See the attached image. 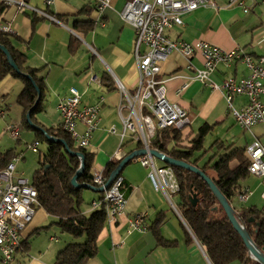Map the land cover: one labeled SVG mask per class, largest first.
<instances>
[{
	"label": "crops",
	"instance_id": "0c3cea01",
	"mask_svg": "<svg viewBox=\"0 0 264 264\" xmlns=\"http://www.w3.org/2000/svg\"><path fill=\"white\" fill-rule=\"evenodd\" d=\"M126 1L109 0L108 7L101 14L103 26L94 23L97 17L94 0H56L49 8H45L42 0H25L27 6L22 8L8 5L0 19V23L8 25L10 33L16 38L14 45L25 56V63L40 69L39 75L47 88L41 110L36 116L41 124L50 128L59 126L58 100L69 95L71 87H76L80 93L82 105H93L100 102V98L103 99L100 102L98 128L85 148L92 153L91 167L100 169L102 173L111 158L118 159L114 155L116 152L122 159L135 150L137 143L127 133L123 143L119 144L118 135L109 132L110 126H115L118 132L122 128L117 112L121 98L118 82L130 93L138 82L133 50L134 32L120 17ZM229 1L212 0L214 8L201 6L184 13L182 23L167 29L166 35L179 41L203 40L224 50L240 48L253 57L262 54L264 0H242L248 8L245 13L241 5ZM32 8L50 12L59 22L38 16ZM88 24L91 27L87 29ZM167 57L160 64L157 77L165 80L168 100L183 107L191 119V124L182 130L183 145H187L189 138L197 134L203 125L210 126L209 133L217 125L226 124L229 128L233 124L238 127L240 131L236 135L231 130L227 131L225 138L230 143L223 146L239 148L243 152L255 138L262 139V126L242 129L236 124L221 90L211 89L189 78L194 68L202 67L201 55L186 59L173 53ZM247 73L243 62L233 61L229 65L218 64L211 77L220 83L228 77L238 79ZM92 75L96 76V80L91 79ZM184 85L186 87L179 92ZM22 87L21 81L14 77L7 76L0 81V153L12 151L14 155L21 154L15 171L17 164L25 161V149L35 140L32 131L24 129L21 123L22 110L17 96ZM261 102H264L262 96ZM246 103L247 97L244 95H236L232 99V105L236 108ZM127 112L126 108L122 109L123 115ZM9 124L18 126L17 137L6 131ZM195 124L196 130L193 127ZM77 129L82 131L83 126L78 124ZM216 141L223 143L220 139ZM156 163L162 165L159 160ZM237 165L236 159L230 162L231 168ZM208 173L214 176L211 170ZM146 176L147 168L137 158L124 166L121 177L129 189L125 196V207L114 221L106 220L98 235L96 256L89 258L85 264H211L205 249L194 238L177 210L178 196L176 201L172 198L174 209L160 191L154 190ZM243 188L250 192L247 200L241 202L237 196L234 200L243 206L261 208L264 182L248 174L239 183V189ZM94 193L96 195L91 201L98 197L97 192ZM250 200L252 202L248 204ZM90 202L83 207L84 212L91 210ZM43 213L45 215L34 218L21 233V246L15 259L23 264H54L57 253L72 241L69 234H55L58 228L53 224L54 220L43 223L47 215ZM138 214L144 216L146 228L141 232H129V219ZM154 226L157 235L153 231ZM158 237L173 243H159ZM229 264L241 263L234 261Z\"/></svg>",
	"mask_w": 264,
	"mask_h": 264
},
{
	"label": "built area",
	"instance_id": "2783aa9c",
	"mask_svg": "<svg viewBox=\"0 0 264 264\" xmlns=\"http://www.w3.org/2000/svg\"><path fill=\"white\" fill-rule=\"evenodd\" d=\"M7 5H15L18 8L27 6L25 0H1ZM45 8L52 6L56 0H42ZM229 3H237L243 7L244 13L248 8L242 0H230ZM109 5V0H94V8L97 13L94 23L104 25L101 14ZM201 6L215 7L212 0H127L120 12V17L130 25L134 32L133 50L135 64L138 70V82L132 93L128 92L118 82L120 102L118 114L122 128L118 132L115 126L109 127V132L117 134L119 144H122L127 133L135 141L142 142V148H150V140L154 137L156 129L173 127L183 130L191 124L187 111L179 104L171 102L166 97L165 80L158 79L160 64L170 54L177 53L186 59L193 55H201L202 67L194 68L191 80H198L211 89L221 90L228 109L236 120V124L242 129H250L255 125L264 129V52L256 57L246 54L242 49L235 48L224 50L203 40L191 42L170 39L166 30L182 23V15ZM40 17H47L59 22L54 15L46 10L32 8ZM61 23V22H60ZM0 31L9 33L8 25L0 23ZM95 53V50L92 49ZM233 61H241L245 64L248 73L241 78L228 77L217 83L212 79L218 64L229 65ZM96 80V76H91ZM186 87H181L179 92ZM236 95L247 97V103L236 108L232 105V99ZM102 102V98H100ZM100 102L93 105H82L81 96L76 87L69 88V95L58 100L57 110L60 116V124L73 139L75 145L86 148L92 139L93 133L98 128L100 120ZM127 109V114H122V109ZM81 124L83 130L79 131L77 125ZM6 131L13 137L18 136V126L9 124ZM39 142L30 143L27 148L33 152L38 151ZM119 158V154H114ZM245 155L248 162V174L256 176L264 182V133L262 139L255 138L246 148ZM21 158V154L13 155L7 166L0 170V264H23L15 259L18 248L21 246V233L33 220L36 214L37 192L30 180L17 174L15 164ZM139 163L147 168V176L155 191H160L165 198L172 202V196L178 190V182L170 166L157 165L156 159L149 152L136 157ZM90 175L94 186H102L105 177L100 169L91 167ZM122 177L117 176L112 184L103 191L101 199H93L90 207L97 208L103 204L108 221H114L122 212L126 204V198L120 190ZM248 189H240L237 198L245 202L249 196ZM264 212V190L261 192ZM146 228L143 215H135L129 219L130 231H144Z\"/></svg>",
	"mask_w": 264,
	"mask_h": 264
},
{
	"label": "trees",
	"instance_id": "16d2710c",
	"mask_svg": "<svg viewBox=\"0 0 264 264\" xmlns=\"http://www.w3.org/2000/svg\"><path fill=\"white\" fill-rule=\"evenodd\" d=\"M7 8L8 5L0 0V19ZM87 26L88 29L91 24ZM75 27L77 28V26ZM15 40L16 38L10 32L0 31V44L7 48L20 72L30 75L41 91L40 101L29 115L31 120L37 126L44 128L48 134L64 139L71 150L84 154L85 170L78 178V182L93 184L90 175L92 153L75 145L72 137L62 127H45L36 119L47 88L42 76L39 75L40 69L32 68L25 63V56L14 45ZM7 76L14 77L23 84V90L17 96V103L22 110V126L24 129L32 131L34 139L45 145L46 148L42 158L38 160V167L34 170L31 181H29L37 192L36 208L42 209L47 215L55 218L53 224L57 226L60 233L69 234L75 239H72L57 253L54 264H85L89 258L96 256L98 235L107 220L105 207L100 204L97 208H91L89 212L83 211V192L86 189L74 188L70 183L71 177L79 166V159L67 154L61 143L47 141L38 129H32L27 124L24 115L36 99V91L29 79L17 74L9 66L0 50V81ZM209 129L208 125L200 127L197 134L189 138L187 145L182 144V130L173 127L156 129L149 146L200 168L212 178L217 188L231 204V200L237 196V192L240 190L239 183L248 175L249 159L245 155V150L243 152L239 148L223 146L222 142L216 141L214 142L216 152L208 160L200 163L202 154L196 155V153L203 150V138ZM139 148H142L141 141H137L135 146V149ZM13 155L12 151L0 153V170L7 166ZM234 159L238 160V165L231 168L230 162ZM119 161L120 159L113 158L109 160L103 171L105 179ZM162 166L170 165L162 162ZM170 167L179 186V190L175 194L179 198L176 203L177 210L194 238L205 249L211 264H229L234 261L241 264H258L249 258L240 236L233 229L225 216L226 213L199 175L183 168L172 165ZM208 170H211L214 176H210ZM118 176H121V173ZM120 190L124 196L129 191L123 178ZM193 194L198 201L195 205L190 202ZM97 195V199H101L103 192H97ZM234 210L238 220L245 225L254 243L264 251V212L255 206L243 205L234 208ZM155 227L153 231L157 235L158 231ZM80 239L82 240L79 241ZM158 242L173 243L172 241H162L160 237H158Z\"/></svg>",
	"mask_w": 264,
	"mask_h": 264
},
{
	"label": "water",
	"instance_id": "95a60500",
	"mask_svg": "<svg viewBox=\"0 0 264 264\" xmlns=\"http://www.w3.org/2000/svg\"><path fill=\"white\" fill-rule=\"evenodd\" d=\"M0 50L4 54L6 61L9 64V66L17 74H21V76L23 75L24 77L29 79L31 81L35 91H36V94H37L36 99H35L34 103L32 104V106L27 110L26 114L24 115L27 124L32 129H35V130L38 129V131H40L45 136V139L47 141L61 143L63 145L65 151L67 152V154H69L71 156H75L79 159V166L77 167L73 176L70 179V183L74 188H79V189L82 188V189H86V190H91L93 192H103L105 189H107L112 184L114 179L121 173V171L123 170V168L126 164H128L130 161L132 162L136 157H138L140 155H144V153L146 154L147 152H149L151 155H153L155 157L156 160H159V161L163 162L164 164H167L170 166L172 165L174 167L183 168L187 171H190V172L196 174L197 176L199 175V177L206 183V185L210 189L213 196L216 198V201L218 202L220 207L223 209L224 213H226L225 216L227 217V219L231 223L233 229L240 236V239L242 240V242H243V244L247 250L249 258L251 260L257 262L258 264H264V251H262L261 249H259L257 247V245L254 243L253 239L251 238L248 230L246 229L245 225L238 220L236 212H235L234 208L232 207V205L230 204V202L220 192V190L217 188V186L214 183V181L212 180V178H210L204 171H202L200 168H198L197 166H195L191 163H188L186 161L184 162V160L175 159V158H173V157H171V156H169V155H167V154H165V153H163L157 149H154V148H149L148 150H146L145 148H139V149H135V150L131 151L130 153H128L127 155H125L118 162V164L111 170V172L109 173L108 177L106 178V180L102 186H94L93 184H90L87 182H80V181L78 182V178L81 176V174L85 170L84 154L80 151L71 150L68 147V145L66 144V142L64 141V139L48 134L44 128L37 126L31 120V116H29V115H31V112L35 109L36 105H38L40 98H41V91H40V89H38V86L35 85V82L33 81L32 77L30 75L20 72L18 66L16 65L15 61L13 60V58H12L11 54L9 53V51L7 50V48L0 44ZM44 170H45V168H44ZM190 200H191L190 202L193 205H195L196 202H198L197 198L194 194L191 196Z\"/></svg>",
	"mask_w": 264,
	"mask_h": 264
},
{
	"label": "rangeland",
	"instance_id": "374dc122",
	"mask_svg": "<svg viewBox=\"0 0 264 264\" xmlns=\"http://www.w3.org/2000/svg\"><path fill=\"white\" fill-rule=\"evenodd\" d=\"M193 127L196 130L197 124L193 125ZM228 130L229 131L231 130L232 133H234L235 135H236V133L238 134V132L240 131V129L233 124L229 128L226 124L223 126L217 125L213 130L210 131V133L208 132L204 136L203 150L201 152L197 153V155L202 154L201 163L208 160L216 152V148H215L216 146L214 145V142L216 140H218V139L223 140V144L224 143L225 144L230 143L229 140H227V138H225V137H227L226 133ZM45 151H46V148H45V145H43V144H40L38 146L37 152H32L28 148L25 149V152H26L25 161H21L20 163L17 164L16 173L21 174L23 177H25L31 181L34 170L37 169V167H38V160H39V158H42ZM248 184H251V182H249ZM95 195H96V193H94L90 190H84V192H83L84 204L82 207L86 206V204H89V202L91 201V199ZM172 198L176 201L177 197H176V195H173ZM250 202H252V200H250L248 202V204H250ZM176 203H177V201H176ZM231 205L234 208H238V206L240 205V202L238 203L236 200L232 199ZM43 215H45L43 213V211L40 208H37L34 218H38V217L43 216ZM51 220H55V218L52 216L46 215V218H45L43 223H48V221H51ZM171 228L174 231H176V229H174V227H171ZM55 234H57V235L60 234L58 229H57ZM70 238H72V237L70 236ZM72 239L75 240L74 238H72ZM81 240L82 239H80L79 241H81Z\"/></svg>",
	"mask_w": 264,
	"mask_h": 264
}]
</instances>
